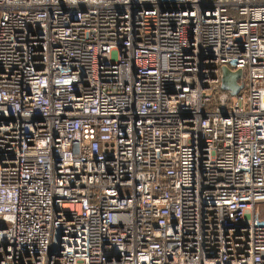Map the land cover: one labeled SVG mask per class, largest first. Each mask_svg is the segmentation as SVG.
<instances>
[{
    "label": "built area",
    "instance_id": "1",
    "mask_svg": "<svg viewBox=\"0 0 264 264\" xmlns=\"http://www.w3.org/2000/svg\"><path fill=\"white\" fill-rule=\"evenodd\" d=\"M0 264H264V0H0Z\"/></svg>",
    "mask_w": 264,
    "mask_h": 264
},
{
    "label": "water",
    "instance_id": "2",
    "mask_svg": "<svg viewBox=\"0 0 264 264\" xmlns=\"http://www.w3.org/2000/svg\"><path fill=\"white\" fill-rule=\"evenodd\" d=\"M241 77L240 71H230L226 67L221 68V83L220 88L223 91H227L231 96L237 95L242 89V85L238 84V80Z\"/></svg>",
    "mask_w": 264,
    "mask_h": 264
},
{
    "label": "rangeland",
    "instance_id": "3",
    "mask_svg": "<svg viewBox=\"0 0 264 264\" xmlns=\"http://www.w3.org/2000/svg\"><path fill=\"white\" fill-rule=\"evenodd\" d=\"M257 211L259 212L260 211V208H258Z\"/></svg>",
    "mask_w": 264,
    "mask_h": 264
}]
</instances>
